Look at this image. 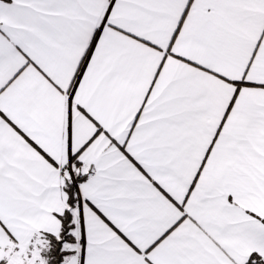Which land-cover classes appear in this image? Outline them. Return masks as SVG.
I'll return each mask as SVG.
<instances>
[{
  "label": "snow or ice",
  "instance_id": "obj_1",
  "mask_svg": "<svg viewBox=\"0 0 264 264\" xmlns=\"http://www.w3.org/2000/svg\"><path fill=\"white\" fill-rule=\"evenodd\" d=\"M0 264H264V0H0Z\"/></svg>",
  "mask_w": 264,
  "mask_h": 264
}]
</instances>
